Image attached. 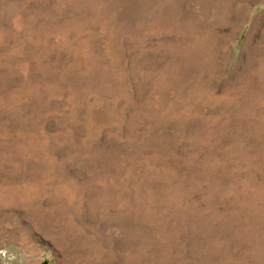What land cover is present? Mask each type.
Segmentation results:
<instances>
[{"label":"rangeland","instance_id":"rangeland-1","mask_svg":"<svg viewBox=\"0 0 264 264\" xmlns=\"http://www.w3.org/2000/svg\"><path fill=\"white\" fill-rule=\"evenodd\" d=\"M0 264H264V0H0Z\"/></svg>","mask_w":264,"mask_h":264}]
</instances>
